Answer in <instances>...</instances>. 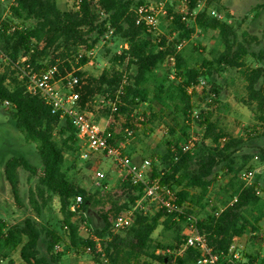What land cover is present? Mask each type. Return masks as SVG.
Masks as SVG:
<instances>
[{
	"label": "trees",
	"instance_id": "16d2710c",
	"mask_svg": "<svg viewBox=\"0 0 264 264\" xmlns=\"http://www.w3.org/2000/svg\"><path fill=\"white\" fill-rule=\"evenodd\" d=\"M93 1L82 0L78 10H63L56 0H12L9 16L0 21V55L8 62L7 70L0 74V106L10 113L14 127L25 140L36 145L43 167L39 175L38 169L22 156H14L6 163L5 177L15 199L19 198V168L37 176L38 182L36 188L30 191L29 198L34 215L10 225L0 220V264L17 251L24 264H59L69 252L102 264L95 254V243L80 235V228L73 221L76 214L70 210L77 196L83 198L81 212H86L94 201L93 195L68 176L67 155L80 154L78 132L69 119H61L42 98L26 92L15 64L20 58L27 57L38 71L57 65L58 77H63L73 68L88 63L86 56L77 62V49L89 46V42L93 45L98 43L107 32L108 23L114 30L112 42H126L129 50L117 55L108 49L106 53L113 55L112 65L98 79L84 80V72L76 73L85 81L81 89H77L82 108L85 109L97 94L114 98L124 75L118 64L127 63L129 67H135V75L129 76V84L124 86L121 103L132 107L140 102L154 103L160 114L169 116L173 121V127L168 129L167 139L163 141V151L152 157L153 177L163 185L174 186L179 204H186V214H193L197 209L208 211L206 197L214 187L218 168L221 167L229 177L222 187L228 199L221 202L220 207L208 211V217L198 222L199 229L207 235L214 251L228 256L236 239L246 234L255 238L258 233H264V199L257 194L261 186L258 181L245 185L238 179L242 169L250 168L253 156L238 155L245 138L233 136L220 124L216 112L218 106L215 105L220 97L214 85L209 91H203L205 99L209 100L205 101L206 108L200 109V121L206 128L204 138L193 152L182 151L180 145L188 136L187 120L196 109L193 95L188 94L187 88L201 78L216 80L228 70L242 71L246 82V95L242 102L252 112L261 131H255L256 137H264V44L258 51L254 50V44L258 42L256 37L243 34L240 39L232 24L212 16L210 8L219 0H207L200 10L203 0H185L186 13L166 5L169 37H155L146 26L137 24L135 9L147 4V0ZM98 11L105 12L107 19L102 21ZM196 30L218 32L224 49L214 51L210 57L191 65L178 47L183 42H190ZM249 56L257 64L255 68L247 65L245 60ZM170 57L175 59L173 78L171 69L165 79L156 77L158 69ZM153 78L156 82L151 92L147 85ZM124 104L119 105L117 114H126L130 120L133 110ZM178 129L182 130V135L176 137ZM110 142H113L112 137ZM256 156L264 162L263 149ZM238 158L242 160L241 165L237 163ZM123 186L128 189L129 202L118 206L114 201L109 211L114 214L113 217L135 205L143 195L139 187L129 182L123 183ZM54 197L59 198L63 219L52 225L42 221V214ZM235 198L237 201L230 204ZM220 210L216 216L215 213ZM164 216L162 212L150 217L137 211L133 226L114 234L111 232L109 213L102 214L103 226L94 233L101 239L110 264H140L142 258L146 259L143 264H150L151 261L197 264L198 252L194 249H187L182 255H157L159 250L167 249L158 243L154 245V232L161 220L165 228L175 222L174 215ZM85 221L90 223L88 219ZM180 221L185 222L184 216L180 217ZM61 231L66 232L65 236ZM59 242H63L66 248L63 253L55 255L53 249ZM88 248H91V253L87 252ZM43 249L46 256L41 254ZM178 249L179 245H176L171 250ZM245 258L244 262L241 259L230 260L233 263L227 260L224 264L255 262L252 255ZM9 263L14 264L12 260Z\"/></svg>",
	"mask_w": 264,
	"mask_h": 264
},
{
	"label": "rangeland",
	"instance_id": "374dc122",
	"mask_svg": "<svg viewBox=\"0 0 264 264\" xmlns=\"http://www.w3.org/2000/svg\"><path fill=\"white\" fill-rule=\"evenodd\" d=\"M56 1L61 9H72V3L70 1ZM206 1L207 0L202 1V7H199V10L204 7ZM11 2L12 0H3L0 3V21L9 16ZM151 2H163L165 6L172 5L175 10L178 11L186 7L185 0H147V4ZM210 10H215L224 15L227 19H232V25L236 29L240 39L243 34L256 37L258 42L254 44V50L258 51L262 48L264 44V0H219L215 5L211 6ZM156 33H159V35L156 36L154 34L155 37H169L167 35L168 22L166 21V17H161V24ZM110 42L112 43V40ZM113 44L112 46L105 45L98 52L96 55L97 66L84 67V80L89 78L98 79L102 72L112 65L113 55L107 54L106 51L109 49L112 53H116L120 42ZM80 49L81 47L77 49V53ZM223 49L224 46L218 32H201L200 30H196L192 40L188 42L181 51L184 53L189 63L194 65L199 62L200 59L210 57L212 52L222 51ZM245 61L249 67L255 68L257 65L250 56L247 57ZM7 65V60L0 55V74L7 70ZM118 68L123 74L128 76L135 75L136 73L135 67H129L127 63L118 64ZM169 69L170 67L165 63L158 69L156 77L165 79ZM155 82L156 80L153 78L151 79V83L147 85L151 92L154 90ZM206 82V91L212 89L214 85L219 92L220 100L215 105L218 106L216 112L222 127L235 137L245 138V144L238 152V155H252L253 159L250 161L249 167L257 171L262 169L264 167V162H262L260 158H256V155L260 153L261 149L264 150V137H256L255 131H261L257 128L258 126L252 112L242 102V99H244L246 95V82L242 71L228 70L218 79H207ZM103 97L105 96L97 94L85 109L94 114L95 121L101 125V128L108 129L106 133L111 134L113 143L120 144L125 142L126 138L124 134L126 125L129 121L128 116L126 114L112 115L110 106L103 101ZM206 100L208 99H205L203 93H195L193 95V104L198 111L206 108ZM124 105L135 111L134 114H136V116L134 124L137 125L139 122L142 124V128H140L141 131L136 134V138L130 141V144L124 149L125 153L133 157V160L137 163H141L145 159L152 160V157L156 155L157 152L163 151L162 144L163 141L167 139V136L162 135L161 130L163 128L169 129L173 127L172 119L169 116H165V114H160L159 109L154 103L140 102L139 105L134 104L133 107L127 104ZM140 118L142 121H138ZM187 132L189 136V129ZM196 133H198V129H196ZM181 135L182 130L178 129L176 137ZM187 137H185V139ZM199 137L200 141L198 144L202 142L204 136ZM81 155L80 146V154L67 155L66 167L69 178L94 196V201L89 204L87 211H82L73 218V221L76 222L80 228V235L87 238L90 232L94 233L96 229L102 228V214L109 213L110 219L113 218L114 214L109 211L113 207L114 201L118 203V206L123 205L129 202V194L128 189H125L123 182L119 179L115 166L111 160L95 155H91L88 159H84ZM14 156L24 157L38 169L39 175L42 173L43 167L40 156L37 153L36 145L25 140L24 136L14 127L10 113L0 106V220L5 221L9 225L21 222L24 218L34 215L29 203V198L30 191L36 188L38 182L37 176L34 177L25 169L19 168V198L15 199L5 177L6 163ZM237 163L241 165L242 160L238 158ZM99 171L104 172L106 176L102 187L98 188L95 186L94 177ZM228 179L229 177H226V174L222 172V168H218L214 187L212 189L213 205L216 208L221 206V202L228 199V195L222 190V187ZM255 181L259 182L264 191V169L263 173L257 174ZM262 196L264 199V194ZM143 198L144 193L142 197L136 201L135 205L130 206L129 209L124 210V212L131 210L135 215L137 211H142L140 206H145L148 210H151L149 203ZM193 214L199 220H204L208 217L209 212L197 209L193 211ZM155 215L156 214L147 212V216L153 217ZM62 219L59 198L54 197L48 207L44 209L42 221L55 225L59 221H62ZM85 219H88L90 223L86 222ZM160 223V226L154 232L152 238L154 245L157 243L161 244L166 247L167 250H159L157 255H170L173 253L179 255V249L174 252L171 249L172 247H176V245H179L180 248L185 224L181 223L179 220L171 224L169 228H165L163 220H161ZM262 224L264 225V223ZM61 234L65 236L66 232L61 231ZM263 234V232H260L256 237L254 236L255 238H253L251 234H246L242 239L234 242V251L240 253L243 262L247 260L245 258L246 255H252L255 257V262L253 264H264ZM41 254L44 256L47 255L44 249ZM90 259L91 258L87 256L79 257L69 252L62 257L59 264H88ZM10 260H12L14 264H24L18 251L13 253L10 259L3 260L1 264H10ZM144 261H146V259L142 258L139 263L143 264ZM150 264L161 263L151 261Z\"/></svg>",
	"mask_w": 264,
	"mask_h": 264
},
{
	"label": "built area",
	"instance_id": "2783aa9c",
	"mask_svg": "<svg viewBox=\"0 0 264 264\" xmlns=\"http://www.w3.org/2000/svg\"><path fill=\"white\" fill-rule=\"evenodd\" d=\"M3 0H0V3ZM72 3L71 10H78L80 8L82 0H68ZM97 0L93 1L96 2ZM186 5V4H185ZM201 8L202 5H199ZM186 7L181 9L180 12L186 13ZM98 14L102 21L107 19V14L103 11H98ZM136 22L139 25H144L148 30L155 34L159 33L156 31L159 29L161 24V17L167 16V9L165 3H148L141 5L135 9ZM211 15L222 21H227L232 24V19H227L221 13L215 10L211 11ZM107 32L101 37L100 41L96 44L89 42V46H81L80 51L76 57L78 60L82 56L88 58V63L78 68H73L72 71L66 73L63 77H58L59 68L57 65L45 68L43 70H35L28 62L27 57H22L15 64V68L19 69L18 78L20 81H24L26 92L34 97L42 98L47 104L51 105L54 113L59 114L61 119H69L72 125L77 130V136L81 146L82 158L88 159L89 156L95 155L104 157L112 161L115 166L116 173L119 179L124 182H129L134 186L139 187L144 193V200L149 203L151 210L145 206H140L141 210L145 215L147 212L157 214L164 213V218L167 216L174 215V221H179L181 216H184L185 228L182 233V244L179 248V254L182 255L187 249H194L198 252L197 264H224L225 261L240 260L241 255L238 251H234L232 247L230 254L225 256L221 253H216L212 246H210L207 235L203 233L199 227V219L194 214H186V204H179V198L177 191L174 186L163 185L159 179L154 178L152 175V161L149 159L143 160L141 163H137L133 158L126 154L124 149L127 142H130L136 138V134L141 131V122L135 125L134 120L136 114L135 111L130 116L128 121L129 125L125 128L126 141L120 144L110 142L112 137L110 133H106L107 128H101V126L95 121L94 114L86 109L82 108L80 104V92L77 89H81L85 81L76 76L77 72H84V67L97 66L96 55L105 45H114L112 37L114 30L110 24L106 25ZM187 42H183L179 45L178 49L181 50ZM129 50V45L126 42H120L118 49L116 50L117 55H122L124 51ZM5 60L6 57L2 56ZM173 71L171 78H173L175 59L170 57L165 62ZM129 84V76L124 74L120 88L115 93L114 98L105 96L103 101L108 103L111 109L112 115L118 113L119 105L121 104V95L124 93V86ZM207 82L201 78L187 88L189 95L195 93H203L206 90ZM143 119V118H142ZM138 121H142L141 118ZM127 123V124H128ZM189 127V136L180 145V148L184 153L193 152L200 141L199 136H204L205 126L200 121V111L194 109L191 112L189 120H187ZM138 129V130H137ZM198 129V133H196ZM168 129L163 128L161 130L162 135H168ZM256 158H259L256 156ZM263 169L254 170L252 168L242 169L238 173V179L245 183V185H252L256 179L257 174L262 173ZM105 173L99 171L94 177L95 186L102 187L105 179ZM257 194L263 197L264 191L262 188L257 189ZM236 198L230 204L236 202ZM208 203V211L211 212L215 208L213 205L212 189L209 195L206 197ZM83 198L77 196L71 204L70 210L72 213H81ZM211 208V209H210ZM210 209V210H209ZM222 210V209H221ZM220 211L216 212L218 216ZM135 215L133 211L129 210L122 214L115 216L110 219L111 232L121 233L133 226ZM88 238L95 243V254L100 257L102 264H110L109 259L106 257L103 250L101 239L93 232L89 233ZM65 244L59 242L54 246L53 254L58 255L65 251ZM88 253H91V248H88ZM88 264H96L94 260H89Z\"/></svg>",
	"mask_w": 264,
	"mask_h": 264
},
{
	"label": "crops",
	"instance_id": "0c3cea01",
	"mask_svg": "<svg viewBox=\"0 0 264 264\" xmlns=\"http://www.w3.org/2000/svg\"><path fill=\"white\" fill-rule=\"evenodd\" d=\"M101 126V125H100ZM130 144V142H127V144H126V146H125V149L127 148V146ZM133 158V157H132ZM263 173V172H262ZM262 226H264L263 224H262ZM240 239H242V238H239V239H236L235 241H237V240H240Z\"/></svg>",
	"mask_w": 264,
	"mask_h": 264
}]
</instances>
